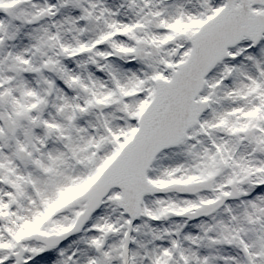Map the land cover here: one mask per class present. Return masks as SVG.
<instances>
[{
    "label": "snow or ice",
    "instance_id": "6c2138e0",
    "mask_svg": "<svg viewBox=\"0 0 264 264\" xmlns=\"http://www.w3.org/2000/svg\"><path fill=\"white\" fill-rule=\"evenodd\" d=\"M0 264H264V0H0Z\"/></svg>",
    "mask_w": 264,
    "mask_h": 264
}]
</instances>
